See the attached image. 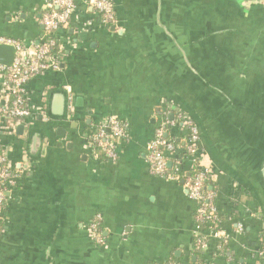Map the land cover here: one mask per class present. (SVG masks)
Instances as JSON below:
<instances>
[{"label": "crops", "instance_id": "crops-1", "mask_svg": "<svg viewBox=\"0 0 264 264\" xmlns=\"http://www.w3.org/2000/svg\"><path fill=\"white\" fill-rule=\"evenodd\" d=\"M50 1L0 0V38L37 47L44 36L41 17ZM111 1L116 20L110 27L101 25L86 0L76 1L68 26L56 35L59 70L27 83L34 108L29 126L22 136L18 126L0 131V144L12 165L18 169L27 164L7 202L0 264H166L171 259L177 264H264L259 257L264 252V209L256 192L138 54L141 44L145 53L151 42L160 46L166 30L161 18L168 11L174 15L172 1ZM231 1L248 10L243 12V39L233 37L240 28L227 16L232 9L225 2ZM209 3L203 13L229 31L216 45L222 60H230L232 45L247 53L264 41V3ZM214 6L222 8L221 23ZM252 43L256 45L248 49ZM2 97L0 93V107ZM163 101L179 103L199 129L200 164L212 169L207 191L214 196L219 232L226 240L221 251L219 241H211L207 250L194 253L197 203L188 197L183 180L157 177L146 162V145L155 128L171 121L172 114L163 115ZM109 116L126 124L128 131L127 139L117 143L115 161L93 157L87 145V135ZM35 129L43 131L46 143L39 158L32 160L29 139ZM187 135L181 126L166 129L167 140L175 146L173 154L166 153L168 169L178 158L185 176L191 168L185 153ZM31 165H36L35 171H29ZM96 215L101 217L103 245L88 235V224Z\"/></svg>", "mask_w": 264, "mask_h": 264}, {"label": "water", "instance_id": "water-1", "mask_svg": "<svg viewBox=\"0 0 264 264\" xmlns=\"http://www.w3.org/2000/svg\"><path fill=\"white\" fill-rule=\"evenodd\" d=\"M171 1L169 7L174 15L168 11L167 19L161 18L166 30L160 46L151 42L145 53L141 44L140 59L197 117L213 146L251 184L264 209V41L247 53L232 45L230 60H222L223 52L216 45L221 44L222 33L227 35L229 31L219 28L222 26L209 13H203L205 7L211 6L209 0ZM244 1L264 3V0ZM221 4L231 6V14L227 16L233 26L240 28L233 37L243 39L242 32L246 29L243 12L248 10L232 1L219 4L226 9L228 6ZM220 6H214L219 23L220 14H224L219 11ZM216 25L218 29L214 28ZM253 45L256 43L247 48ZM15 55L13 46L0 45V66L10 68ZM169 119L172 120V115ZM25 128L18 125L17 134L22 136ZM58 130L61 131L58 136L62 137L63 130ZM29 140V157L37 160L46 143L43 131H31ZM35 167L31 165L29 171H35Z\"/></svg>", "mask_w": 264, "mask_h": 264}, {"label": "built area", "instance_id": "built-area-1", "mask_svg": "<svg viewBox=\"0 0 264 264\" xmlns=\"http://www.w3.org/2000/svg\"><path fill=\"white\" fill-rule=\"evenodd\" d=\"M76 1L78 0L50 1L48 10L41 17L44 36L42 42L34 49L20 41L0 38V45L13 46L16 51L10 68L0 66V93L4 101V105L0 107V131L21 124L25 127L29 126L27 121L33 117L34 108L28 98L27 83L43 73L59 70V54L51 52L54 47L60 51L56 35L68 26L75 12ZM85 3L97 13L101 25L106 27L115 25V7L111 0H86ZM163 107V115L172 114L174 118L171 121H161L154 130L153 139L146 145V162L150 172L163 179L183 180L188 197L197 203L196 247L202 252L208 249L211 241H219L218 249L221 251L226 240L219 231L214 230L211 226L212 223L219 220V214L213 194L204 191L205 184L212 178V169L200 164L203 157L198 148L199 129L178 104L172 101H163ZM44 121L47 120L44 119ZM176 126L185 128L188 133L185 143V153L191 161L188 176L182 173L181 161L178 158L172 160L170 169L172 172L168 173L169 161L166 153L173 154L175 146L167 140L166 129ZM127 137V125L116 117L109 116L94 132L87 135V145L93 157L102 154L106 160L115 161L118 156L117 143L126 140ZM198 153L200 156L196 155ZM26 166L27 164L24 165V168H15L0 144V233L5 222L7 202L11 200V193L17 187ZM100 219V215H96L87 227L89 238L96 245L104 244L98 231V228H101ZM237 230L242 232L243 225L239 224ZM259 257L264 263V252L261 251ZM168 264H177V262Z\"/></svg>", "mask_w": 264, "mask_h": 264}, {"label": "trees", "instance_id": "trees-1", "mask_svg": "<svg viewBox=\"0 0 264 264\" xmlns=\"http://www.w3.org/2000/svg\"><path fill=\"white\" fill-rule=\"evenodd\" d=\"M51 53H52V54H60V51H59L57 48L54 47V49L52 50ZM99 158H100L101 160H105V158L103 157L102 154L99 155ZM168 173H171V170H170V169H168ZM204 191H205L206 193H209V191H207V183L205 184ZM211 226H212V228H213L214 230L219 231V230H220V219H219L218 221H216L215 223H212ZM201 228H202V227H201ZM202 230H204V229L202 228ZM98 231L100 232V234H102L101 228H98ZM193 251H194L195 254H198L199 252H201V250L198 249V248L196 247V245L193 246ZM171 262H176V261L173 260V259H171L170 262H167L166 264L171 263Z\"/></svg>", "mask_w": 264, "mask_h": 264}, {"label": "flooded vegetation", "instance_id": "flooded-vegetation-1", "mask_svg": "<svg viewBox=\"0 0 264 264\" xmlns=\"http://www.w3.org/2000/svg\"><path fill=\"white\" fill-rule=\"evenodd\" d=\"M6 218V217H5Z\"/></svg>", "mask_w": 264, "mask_h": 264}]
</instances>
